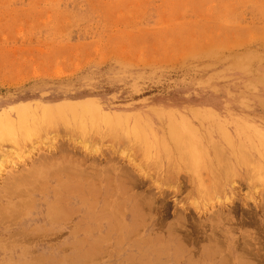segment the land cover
<instances>
[{"label":"rangeland","instance_id":"obj_1","mask_svg":"<svg viewBox=\"0 0 264 264\" xmlns=\"http://www.w3.org/2000/svg\"><path fill=\"white\" fill-rule=\"evenodd\" d=\"M1 113L0 264H264V0H0ZM42 167L70 220L18 242Z\"/></svg>","mask_w":264,"mask_h":264},{"label":"bare ground","instance_id":"obj_2","mask_svg":"<svg viewBox=\"0 0 264 264\" xmlns=\"http://www.w3.org/2000/svg\"><path fill=\"white\" fill-rule=\"evenodd\" d=\"M32 110V109H31ZM89 110V109H88ZM19 111V123L20 122H22L23 123V121H24V118H25V114H23V113H21V112H24V111H21V110H18ZM35 111V110H34ZM49 111L50 110H48V109H43V110H41V113H42V115H40V116H42L43 117V119H40V121H41V123L43 124L44 122H42L43 120H45V118L47 117V116H45L47 113H49ZM63 110H61L60 111V113L62 112ZM26 113H27V111H25ZM53 111L51 110V113H52ZM95 112V111H94ZM50 114V113H49ZM97 114V113H96ZM99 114V113H98ZM34 115V114H33ZM32 115V116H33ZM58 115V114H57ZM83 115V114H82ZM88 115V114H87ZM28 117H30L29 115H27ZM37 116V115H36ZM51 116H53V115H51ZM63 116V115H62ZM61 116V117H62ZM5 117H7L6 116V113H1V115H0V120L3 118V119H6ZM45 117V118H44ZM65 117V116H64ZM67 117V116H66ZM65 117V118H66ZM75 117V116H74ZM91 117H92V115H91ZM10 118V117H9ZM27 118V117H26ZM35 118H37V117H35ZM34 118V119H35ZM40 118V117H39ZM65 118H64V121H65ZM8 119V118H7ZM6 119V120H7ZM28 119V118H27ZM33 118H31L30 120H32ZM47 119L48 118H46V122H48L47 121ZM50 119V118H49ZM54 119V118H53ZM52 119V120H53ZM61 119V118H60ZM10 120V119H9ZM26 120V119H25ZM4 122H5V120H3ZM27 121V120H26ZM25 121V122H26ZM58 121H60V120H58ZM66 121H67V119H66ZM7 122V121H6ZM36 122H37V120H35V124H36ZM45 122V123H46ZM53 122V121H52ZM63 122V121H62ZM2 123V122H1ZM7 123H9V122H7ZM30 123H31V121H30ZM32 123L34 124V122L32 121ZM32 123L30 124V125H32ZM37 123H39V122H37ZM40 123V124H41ZM57 123V122H56ZM83 123V122H82ZM81 123V124H82ZM106 123H108V122H106ZM110 123V122H109ZM111 123H113V122H111ZM111 123H110V125H111ZM29 123H28V121H27V125H28ZM34 124V125H35ZM80 124V123H79ZM9 124H7L6 126H8ZM14 125H15V123H14ZM14 125L12 124V125H10V129H11V126L13 127V128H15L14 127ZM38 125V124H37ZM44 125V124H43ZM42 125V126H43ZM36 126V125H35ZM51 126V125H50ZM49 126V127H50ZM54 126V125H53ZM81 126V125H80ZM37 127V126H36ZM48 127V126H47ZM46 127V128H47ZM108 127V126H107ZM118 127V126H117ZM8 128H9V126H8ZM22 128V127H21ZM24 128H25V126H24ZM43 128V127H42ZM60 128V127H59ZM80 128V127H79ZM96 128V127H95ZM1 129V128H0ZM10 129H8L9 131H11ZM26 129V128H25ZM38 130H39V127L37 128ZM63 129V128H62ZM69 129V128H68ZM86 129V128H85ZM35 130V129H34ZM48 130V129H47ZM51 130V129H50ZM54 130V129H53ZM56 130V129H55ZM1 131V130H0ZM15 131V130H14ZM19 131H22V130H19ZM49 131V130H48ZM81 131V130H80ZM92 131V130H91ZM29 132H30V129H29ZM32 132V131H31ZM57 132V131H56ZM87 132V131H86ZM15 133V132H14ZM45 133V132H44ZM49 133V132H48ZM58 133V132H57ZM173 133V132H172ZM23 134H25V133H23ZM35 134V133H34ZM37 134V133H36ZM35 134V135H36ZM72 134V133H71ZM115 134V133H114ZM32 135V134H31ZM3 136V135H2ZM10 136V135H9ZM27 136V135H26ZM99 136V135H98ZM110 137V136H109ZM4 138H5V136H4ZM26 138V137H25ZM67 138V137H66ZM134 138V137H133ZM22 139H23V136H22ZM73 139V138H72ZM114 139V138H113ZM12 140V139H11ZM92 140V139H91ZM130 140V139H129ZM146 141V140H145ZM71 142V141H70ZM14 143H15V141H14ZM188 143V142H187ZM191 143V142H190ZM9 144V143H8ZM73 144V143H72ZM139 144V143H138ZM183 144V143H182ZM1 145V144H0ZM18 145V144H17ZM21 145V144H20ZM180 145V144H179ZM178 145V146H179ZM86 146V145H85ZM18 147V146H17ZM194 147V146H193ZM192 147V148H193ZM24 148V147H23ZM85 148V147H84ZM253 148H254V146H253ZM58 150V149H57ZM88 150V149H87ZM188 150V149H187ZM189 150H191V147H190V149ZM258 150V149H257ZM4 151V150H3ZM25 151V150H24ZM241 151H242V149H241ZM193 152V151H192ZM194 152H196V151H194ZM259 152V151H258ZM185 153V152H184ZM260 153V152H259ZM21 154V153H20ZM64 154H65V152H64ZM186 154V153H185ZM197 153H195V155H196ZM171 155V154H170ZM190 155V154H189ZM58 156H60V155H58ZM187 156V155H186ZM85 157V156H84ZM182 158V157H181ZM190 158V157H189ZM62 159V158H61ZM64 159H65V157H64ZM87 159V158H86ZM227 159V158H226ZM67 160V159H66ZM111 160V159H110ZM196 160H198V159H196ZM222 160V159H221ZM228 160V159H227ZM226 160V161H227ZM242 160H244L243 162L245 163V162H248V160L247 161H245V158L244 159H242ZM41 161V160H40ZM45 161V160H44ZM69 161V160H68ZM73 161V160H72ZM76 161V160H75ZM83 161H85V160H83ZM181 161V160H180ZM185 161H186V159H185ZM236 161V160H235ZM238 161V160H237ZM38 162V161H37ZM79 162V161H78ZM77 162V163H78ZM162 162V161H161ZM168 162V161H167ZM195 162V161H194ZM223 162V161H222ZM42 163V162H41ZM48 163V162H47ZM80 163V162H79ZM111 163V162H110ZM191 163H193V162H191ZM253 163V162H252ZM39 164V163H38ZM61 164H63V163H61ZM68 164H70V163H68ZM84 164V163H83ZM158 164V163H157ZM162 164V163H161ZM40 165H42V164H40ZM46 165V164H45ZM82 165V164H81ZM186 165V164H185ZM193 165V164H192ZM194 165H196V164H194ZM229 165H230V163H229ZM55 166V165H54ZM71 166H74L73 164H71ZM83 166V165H82ZM170 166V165H169ZM159 167V166H158ZM193 167V166H192ZM196 167V166H195ZM259 167V166H258ZM262 167V166H261ZM36 168V166L34 167V168H32V170L33 169H35ZM47 168V167H46ZM46 168H44V167H42V169H43V171L44 172H42V174L40 175V178L38 177V175H37V173H34V171L36 170V172H40V171H37L39 168H37V169H35L34 171H33V173L35 174V177H36V175H37V177H38V179L40 180L41 178H43L42 180L44 181V183L48 180L47 178H51L53 175H48V170L49 171H51L50 170V168L47 170V171H45L44 169H46ZM58 168H60V167H58ZM170 168V167H169ZM263 168V167H262ZM23 169H25V168H23ZM27 169V168H26ZM55 169V168H54ZM92 169V168H91ZM97 169V168H96ZM113 169V168H112ZM160 169V168H159ZM176 169V168H175ZM194 169V168H193ZM252 169L253 168H251V171H252ZM10 170V169H9ZM32 170H31V173H32ZM76 169H74V170H72L73 172L75 171ZM195 170H198L197 168L195 169ZM28 171H30V170H28ZM56 171L57 170H55V174H56ZM110 171V170H109ZM160 171V170H159ZM168 171V170H167ZM171 171V170H170ZM16 172V171H15ZM23 172H24V170H23ZM46 172V175H48L47 177H46V179H45V173ZM63 172V171H62ZM61 172V173H62ZM69 173H70V171H68ZM200 172H201V170H200ZM213 172V171H212ZM256 172V171H255ZM13 173V172H12ZM28 173V175H30L29 173L30 172H27ZM32 173V174H33ZM52 173V172H51ZM51 173H49V174H51ZM82 173V172H81ZM84 174H85V172H83ZM88 173H89V175H90V177H92L91 176V174H90V172H86V176H89L88 175ZM96 173V172H95ZM98 173V172H97ZM248 173V172H247ZM8 174V173H7ZM11 174V173H10ZM14 174V173H13ZM23 174V173H22ZM32 174H31V176H32ZM34 174H33V176H32V179L34 178V180L35 181H37L38 179H37V177H36V179H35V177H34ZM57 174H58V172H57ZM56 174V176H58ZM60 174V173H59ZM80 174V173H79ZM100 174V173H99ZM178 174V173H177ZM24 176H21V174L19 173L17 176H21L19 179H17V178H14L13 180H15V183L16 182H19L21 185L22 184H24L25 183V185H23V186H27V187H24V189L21 191V190H19L18 189V187L16 188V192H15V187L17 186V185H20L19 183H14V185H12V187H11V191H13V192H15V193H17V194H13V192H10V191H8L9 190V188H6V189H8L7 191H8V194H9V192H10V194L8 195L9 196V198H7V199H12V198H10V196H14L15 198H18V200L19 199H26L25 201H26V207L25 206H23L24 204H25V202L23 203V201L24 200H22V202H20V204H19V201L18 200H16L17 202V205H15L16 203H12V207L14 208V205H15V207L17 206L18 207V205H20L19 207H21V206H23L25 209H29V208H31L32 207V204L31 203H33L34 201H35V199H34V197H36L37 199H38V197L40 198V200H41V202H43V204L45 203L47 206H48V208H47V213H46V215H44L43 217H35V219L33 220V221H31L33 224H35V223H37V222H40V221H43V222H45L46 223V226H48V228H46V227H40V228H34V230H31L32 231V233L30 234L29 233V229H28V225H25V228L26 229H24V230H21L20 232H18V234H16L17 236H20V239H18L17 241L18 242H22V241H24V242H27V239H28V241H30L31 239H33V240H39V239H42V237L43 236H45V237H48V238H52V237H57L60 233H55V232H57V231H59V230H66L67 229V225L65 226V228L62 226V228H60L59 230H57L56 231V229H55V227H57L56 225L59 223V222H61V224L62 223H65V222H68L70 219V214H69V212H70V210H69V208H66V206H65V204H66V201H68V204H69V201H70V198H69V192L67 191L66 193L63 191V194L62 193H60L59 195L57 194L58 192L56 191V190H54V189H52L51 188V186H48V185H45V190L43 189V190H41L40 188H39V186H40V184H44L43 182H42V180H38L40 183H39V185L37 184L38 183V181L37 182H35V185H34V182L33 181H31L32 179H27V178H29V177H31V176H26L25 174H23ZM254 175V174H253ZM11 176H12V174H11ZM17 176H14V177H17ZM43 176V177H42ZM55 176V175H54ZM55 176V177H56ZM98 176V175H97ZM204 176V175H203ZM249 176V175H248ZM64 177V176H63ZM83 177H84V175H83ZM99 177V176H98ZM219 177V176H218ZM253 177V176H252ZM255 177V176H254ZM253 177V178H254ZM13 178V177H12ZM56 178H58V177H56ZM56 178H54V180L56 179ZM94 178V177H93ZM110 178V177H109ZM108 178V179H109ZM227 178V177H226ZM256 178V177H255ZM4 179V178H3ZM66 179H68V177H66ZM95 179H96V177H95ZM121 179V178H120ZM248 179V178H247ZM251 179V178H250ZM6 180H8V179H6ZM18 180V181H17ZM27 180H30V182H33L32 184L30 183V182H28ZM86 180V179H85ZM89 180V178L87 179V181ZM123 180V179H122ZM198 180V179H197ZM227 180V179H226ZM9 181V180H8ZM7 181V182H8ZM21 181V182H20ZM60 182H61V184H65V182L64 181H66V185H69V184H67V180H62L61 181V179L59 180ZM58 181V182H59ZM71 181V180H70ZM79 181H81V180H79ZM87 181H85L86 183H87ZM92 181V180H91ZM26 182H28L29 184H30V186H28V185H26ZM57 182V183H58ZM132 182V181H131ZM200 182V181H199ZM230 182V181H229ZM228 182V183H229ZM77 183H79L78 181H77ZM91 183V182H90ZM219 183V182H218ZM217 183V184H218ZM3 184V183H2ZM11 184H13V183H10V184H8L9 186H11ZM111 184V183H110ZM230 184V183H229ZM4 185H5V183H4ZM7 185V184H6ZM7 185V186H8ZM37 185V186H36ZM58 185H59V183H58ZM66 185H59L61 188H63L64 186V190H66L65 188H66ZM70 185H72V184H70ZM86 185V184H85ZM89 185V184H88ZM211 185V184H210ZM32 186V188H30L31 190L29 191V187H31ZM36 186V187H35ZM74 186H76V184H74ZM79 186V185H78ZM242 186V185H241ZM14 187V188H13ZM35 187V188H34ZM80 187V186H79ZM82 187V186H81ZM97 187V186H96ZM116 187V186H115ZM196 187V186H195ZM25 188H27L26 190H27V192L25 191ZM59 188V187H58ZM57 188V189H58ZM68 188H70V186H68ZM113 188H114V186H113ZM217 188V187H216ZM221 188V187H220ZM19 192H18V191ZM33 190V191H32ZM60 190V189H59ZM100 190V189H99ZM221 190V189H220ZM3 192L4 191H6V190H2ZM6 191V192H7ZM20 191H21V194H19L20 196H21V198L20 197H18L19 195H18V193H20ZM32 191V192H31ZM62 191V190H61ZM116 191V190H115ZM196 191V190H195ZM205 191V190H204ZM209 191V190H208ZM23 192V193H22ZM56 192V193H55ZM60 192V191H59ZM221 192V191H220ZM12 193V194H11ZM84 193V192H83ZM214 193V192H213ZM216 193H218V191L216 192ZM223 193V192H222ZM7 194V193H6ZM6 194H5V197L3 198L2 196H1V198H3V199H5L6 198ZM207 194V193H206ZM210 194V193H209ZM16 195H17V197H16ZM23 195V196H22ZM116 195V194H115ZM38 196V197H37ZM13 197V198H14ZM22 197H24V198H22ZM120 197V196H119ZM114 198V197H113ZM58 199V202H57V204H62L63 203V207L64 208H62V207H58L57 205H55L54 204V202L56 201ZM110 199V198H109ZM108 199V200H109ZM39 200V199H38ZM83 200H85V199H83ZM99 200V199H98ZM9 201V200H8ZM82 201V200H81ZM93 201H94V198H93ZM11 202V201H10ZM15 202V201H14ZM98 202V201H97ZM110 202V201H109ZM31 204L30 206H29V204ZM86 203V202H85ZM108 203V202H107ZM8 204H9V202H8ZM14 204V205H13ZM28 204V205H27ZM55 205V207L57 206V208L55 209L56 211H54V208H53V206ZM92 204H93V202H92ZM91 203H90V205H92ZM98 204V203H97ZM106 204V203H105ZM104 204V205H105ZM3 205L1 204L0 205V208L2 209V208H4V207H2ZM27 206H29V208L27 207ZM52 206V207H51ZM96 206V205H95ZM9 207V206H8ZM8 207H6V208H8ZM19 207H18V211H19ZM35 207V206H34ZM89 207V206H88ZM97 207H98V205H97ZM6 208H4L3 210H7ZM13 208H11V209H13ZM22 208V207H21ZM24 208H22V209H24ZM1 209H0V211H1ZM89 209V208H88ZM150 209V208H149ZM2 210V212H4ZM33 210V209H32ZM91 210V209H90ZM110 210V209H109ZM22 211V210H21ZM21 211H19V212H21ZM25 211V210H24ZM24 211H22V212H24ZM51 211H53V215H54V217H52L51 216ZM263 211V210H262ZM6 212L7 211H5V214H6ZM10 212V211H9ZM8 212V213H9ZM11 212H13V211H11ZM10 212V213H11ZM17 211H15V213H16ZM21 212V213H22ZM26 212H27V210H26ZM95 212V211H94ZM104 212V211H103ZM115 212V211H114ZM264 212V211H263ZM1 213V212H0ZM10 213H9V215H10ZM18 213V212H17ZM32 213V212H31ZM42 213V212H41ZM110 213V212H109ZM2 214V213H1ZM98 214V213H97ZM7 215V214H6ZM11 215H13L14 216V214H11ZM18 216H19V214H17ZM23 215H24V213H23ZM43 215V214H42ZM50 215V216H49ZM115 215H116V213H115ZM264 215V214H263ZM1 216V215H0ZM2 216H3V214H2ZM1 216V217H2ZM8 216V215H7ZM12 216V217H13ZM117 216V215H116ZM252 216V215H251ZM250 216V217H251ZM4 217V216H3ZM6 217V216H5ZM4 217V218H5ZM11 217V218H12ZM22 217V216H21ZM75 217V216H74ZM7 218H9V216L7 217ZM17 218V217H16ZM117 218V217H116ZM10 219V218H9ZM13 220H14V218H13ZM12 221V220H11ZM1 222V221H0ZM10 223V222H9ZM1 224V223H0ZM16 224V223H15ZM26 224H27V222H26ZM5 225V224H4ZM12 225H14V224H12ZM1 226H2V224H1ZM8 226V225H7ZM9 227H11V226H9ZM71 227V226H70ZM75 227H76V225H75ZM8 228V227H7ZM43 229H45V231H47L48 233H51L50 235L48 234V235H44V234H41V232L43 231ZM71 229V228H70ZM118 230V229H117ZM53 231H54V233L55 234H53ZM119 231H120V229H119ZM76 233V232H75ZM77 233H78V231H77ZM5 236V235H4ZM60 236V235H59ZM58 236V238H60ZM62 236H64V235H62ZM62 236H61V238H62ZM9 238L11 239V238H13V237H11V236H9ZM18 238V237H17ZM25 238V239H24ZM121 238V237H120ZM53 239V238H52ZM26 240V241H25ZM33 240H31V242L33 241ZM44 240V239H43ZM47 240V239H46ZM55 240H56V238H55ZM1 241V240H0ZM7 241V240H6ZM11 241V240H10ZM16 241V242H17ZM40 241V240H39ZM104 241V240H103ZM217 241V240H216ZM259 241H261L260 239H259ZM2 242V241H1ZM13 242H15V241H13ZM35 242V241H34ZM33 242V243H34ZM213 242H215V241H213ZM122 243V242H121ZM219 243V242H218ZM31 244V243H30ZM261 244V243H260ZM20 245V244H19ZM246 245V244H245ZM17 246V245H16ZM38 246V245H37ZM222 246V245H221ZM250 246V245H249ZM261 246V245H260ZM8 248H9V246H7ZM13 247V246H12ZM55 248V247H54ZM223 248V247H222ZM261 248V247H260ZM3 249V248H2ZM23 249H25V248H23V247H20V252H21V254L23 253ZM240 249V248H239ZM241 249H243V248H241ZM5 250V249H4ZM11 250V249H10ZM30 250V249H29ZM61 250V249H60ZM64 255H61L59 258L55 255L56 254V252L55 253H53V247H51V248H49V252H51V253H49V255H48V253H46V256L45 255H43V257H35L36 259H35V261H36V263H35V261L33 262V261H31V262H33L34 264H44V261H45V264H69V262H70V255H69V251L68 250H66V247L64 246ZM71 251V250H70ZM258 251V250H257ZM2 252V251H1ZM5 252H7L6 250H5ZM9 252V251H8ZM27 252V251H26ZM262 252V251H261ZM254 253H255V250H254ZM35 254H36V252H35ZM2 255V254H1ZM24 255V254H23ZM87 256V255H86ZM257 256V255H256ZM259 256V255H258ZM20 257V256H19ZM18 257V258H19ZM225 257V256H224ZM255 257V256H254ZM10 258V257H9ZM20 258H22V256L20 257ZM75 258V257H74ZM90 258H92V257H90ZM222 258V257H221ZM11 259V258H10ZM83 259H85V258H83ZM99 259V258H98ZM257 259V258H256ZM255 259V260H256ZM34 260V259H33ZM61 261L62 260V262H58V261ZM96 260V259H95ZM224 260H226V259H224ZM229 260V259H228ZM252 260H253V258H252ZM261 260V259H260ZM83 261V260H82ZM258 261V260H257ZM88 262H90V261H88ZM122 262V261H121ZM224 262H226V261H224ZM237 262H239V261H237ZM259 263H257V264H260V261H258ZM14 263H20V264H26V262H24V260L23 259H19L18 261H15ZM222 263H223V261H222ZM240 263V262H239ZM4 264V263H3ZM6 264V263H5ZM32 264V263H31ZM219 264H221V263H219ZM224 264V263H223ZM243 264V263H242ZM245 264H253V263H251V262H248V263H245Z\"/></svg>","mask_w":264,"mask_h":264}]
</instances>
